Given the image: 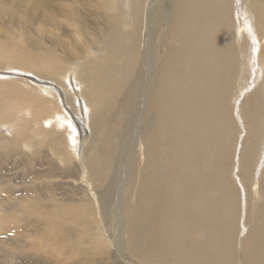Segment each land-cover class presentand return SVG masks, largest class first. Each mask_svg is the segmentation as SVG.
I'll return each instance as SVG.
<instances>
[{
  "label": "bare ground",
  "instance_id": "6f19581e",
  "mask_svg": "<svg viewBox=\"0 0 264 264\" xmlns=\"http://www.w3.org/2000/svg\"><path fill=\"white\" fill-rule=\"evenodd\" d=\"M116 1L0 0V69L25 71L0 70V155L42 182L0 178L5 239L34 264H264V0Z\"/></svg>",
  "mask_w": 264,
  "mask_h": 264
},
{
  "label": "rangeland",
  "instance_id": "374dc122",
  "mask_svg": "<svg viewBox=\"0 0 264 264\" xmlns=\"http://www.w3.org/2000/svg\"><path fill=\"white\" fill-rule=\"evenodd\" d=\"M116 0H114L115 2ZM117 2V1H116ZM121 4V7L123 8L124 4L120 3ZM124 10V9H123ZM122 29V28H121ZM124 30V29H122ZM252 52V49L250 50V48H247V53L245 54H249L250 52ZM2 68V67H1ZM7 68V69H6ZM11 67L9 66H4L3 72H15V73H23V75H25V71H22V70H12L10 69ZM256 67L253 66L251 67L250 65H248L247 69L248 71H246V75L244 76L245 78L242 79V82L244 84H246V87L248 85V83L252 82V78H251V75H250V78L248 76V73L249 72H252V69ZM29 75V74H28ZM19 80L22 81L23 83H20L19 82V87L20 89L22 88L24 92L28 91L31 93V90H30V85L32 86V82L29 81L28 79L26 78H20V77H12V78H8L11 80ZM246 79V80H245ZM1 81V79H0ZM242 83V84H243ZM37 84V83H35ZM24 85V86H23ZM22 86V87H21ZM68 87V86H67ZM28 88V89H27ZM21 89V90H22ZM2 90V91H1ZM40 90V88H39ZM35 94H42L43 92L40 90V91H36L34 92ZM44 94V93H43ZM42 94V95H43ZM12 97L14 99H16L10 91H7L5 88L2 87V85L0 84V101L3 100L4 98H7V97ZM11 98V99H12ZM13 99V100H14ZM11 101V100H10ZM46 128H48V126H46ZM238 133H237V137H236V141L239 140L240 136L242 135V129H238ZM130 121L129 123H127V129H126V134H124L123 137V141L122 142H119L118 140H113V145H114V151L116 150L117 154L118 155V158L121 157V154L123 153V151H126L125 152V156L126 158L128 157V154H129V149L131 147V144H130ZM7 135H9L8 133H6ZM4 156V157H3ZM6 159V160H5ZM9 159V160H8ZM50 160V159H49ZM24 162V163H23ZM50 163L53 164V162L51 161H48ZM30 163L27 162V161H24V160H21L20 158L18 157H13L11 154H8V153H3L0 155V178H2V176L4 174L6 175H11V179H13L15 181V186L18 187V189H21L22 188H26V187H29L31 186L35 181L32 179V176L33 174L31 173L32 171V168L30 167ZM3 167V168H2ZM9 168L11 170H9ZM15 170H14V169ZM17 168V169H16ZM10 172V173H9ZM13 172V173H12ZM34 181V182H33ZM35 183H42L40 180L39 181H36ZM20 185V186H19ZM246 187L248 188V186L246 185ZM111 191V196L113 197L110 202H109V205H108V213H107V216H108V220L104 223L105 225V228L107 230H110V231H115L116 233H118V221L116 220L115 218V214H112V211H113V205H112V202H113V199H114V196L116 197L117 196V188L116 187H112V189L110 190ZM261 203V202H260ZM259 203V204H260ZM112 205V206H111ZM0 214L2 215V213L0 212ZM116 220V221H115ZM112 224H111V223ZM116 223V224H115ZM8 224V223H7ZM14 225V224H13ZM13 225H11L12 228L16 227V224L15 226L13 227ZM103 225V226H104ZM1 226H2V223H1ZM0 226V264H22V262H24V260L28 259L29 261V264H31L33 262V264L35 263L36 261V257L30 252H28V248H27V243L31 242V241H34L32 238H21V239H15L14 237H8L10 241H8V238L5 239V235H8V234H5V230L4 229H7V228H10V226L8 225V227H3V230H2V227ZM115 229V230H114ZM4 236V237H3ZM14 239V241L12 240ZM23 239V240H22ZM27 241V242H26ZM11 242H17V245L22 246L20 249L22 250L21 253H18L17 251H15L14 249V245L12 244V246H9L7 245L8 243L11 244ZM19 243V244H18ZM39 243V242H37ZM3 244V245H2ZM37 245H42V244H37ZM7 247V248H6ZM24 247V248H23ZM46 247H50V246H46ZM18 248V246H17ZM15 251V252H14ZM28 252V253H27ZM59 253H61L59 256ZM113 255H115V253H113ZM56 257H54L55 259L52 261L53 264H58V263H62V264H67V263H70L72 262L73 260L71 259L72 257L67 253L65 252H61L60 250L56 252ZM116 256V255H115ZM66 257V258H65ZM68 257V258H67ZM60 261V262H59ZM58 262V263H56ZM27 263V262H25ZM108 264H124V261L121 259V258H117L115 257L114 259L112 260H109V263Z\"/></svg>",
  "mask_w": 264,
  "mask_h": 264
}]
</instances>
